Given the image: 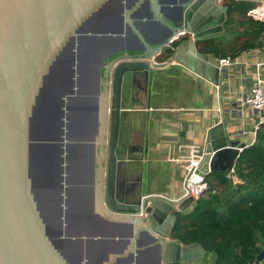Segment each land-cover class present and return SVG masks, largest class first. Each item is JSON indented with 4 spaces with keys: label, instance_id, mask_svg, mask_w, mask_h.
Wrapping results in <instances>:
<instances>
[{
    "label": "water",
    "instance_id": "95a60500",
    "mask_svg": "<svg viewBox=\"0 0 264 264\" xmlns=\"http://www.w3.org/2000/svg\"><path fill=\"white\" fill-rule=\"evenodd\" d=\"M225 2L0 0V264H213L199 242L170 238L200 194L143 191L148 138L134 143L130 123L168 66L222 87L220 57L203 49L226 37ZM224 120L203 178L245 147Z\"/></svg>",
    "mask_w": 264,
    "mask_h": 264
},
{
    "label": "crops",
    "instance_id": "0c3cea01",
    "mask_svg": "<svg viewBox=\"0 0 264 264\" xmlns=\"http://www.w3.org/2000/svg\"><path fill=\"white\" fill-rule=\"evenodd\" d=\"M225 29L226 37L219 44L233 41L234 33L226 26ZM242 30L239 27L235 34H243ZM227 37L232 39L226 41ZM259 42L260 45L241 50L234 57L227 55L241 64L230 67L222 87L178 64L157 75L159 81L153 89L151 109L135 112L130 123L134 143L143 144L146 133L148 138L147 156L138 164V170L143 173V191L167 199L181 197L191 148L205 146L209 129L223 119L229 138L237 146L247 147L254 142L261 123H257L258 117L238 96L251 86L256 74L264 78V38ZM246 62L248 65L242 66ZM255 63L261 66L255 68Z\"/></svg>",
    "mask_w": 264,
    "mask_h": 264
},
{
    "label": "trees",
    "instance_id": "16d2710c",
    "mask_svg": "<svg viewBox=\"0 0 264 264\" xmlns=\"http://www.w3.org/2000/svg\"><path fill=\"white\" fill-rule=\"evenodd\" d=\"M225 5V26L234 33L233 41L210 43L203 51L234 57L241 50L260 45L264 15L256 19L247 15L256 3L226 0ZM239 27H243V34H235ZM233 175L236 178H228L227 172L207 174V187L194 210L188 215L176 214L171 237L183 244L199 242L214 253L213 264H259L255 257L264 248V121L254 142L240 153ZM234 179L244 182L233 189Z\"/></svg>",
    "mask_w": 264,
    "mask_h": 264
},
{
    "label": "built area",
    "instance_id": "2783aa9c",
    "mask_svg": "<svg viewBox=\"0 0 264 264\" xmlns=\"http://www.w3.org/2000/svg\"><path fill=\"white\" fill-rule=\"evenodd\" d=\"M247 15L255 19L262 17L264 15V0L249 9ZM179 34H183V31ZM179 34H177V36ZM219 60L221 67L228 75L231 66L234 64H241L237 58L220 57ZM154 62L157 61L154 60ZM244 65H248V63H243L242 66ZM260 66V63H255V68H259ZM238 99L243 105H248L251 108L253 114L258 117V124L264 121V78L256 74L251 86L244 89V91L239 94ZM191 149L192 156L187 158L188 164L185 166V172L182 178L181 196L196 197L207 187V183L205 178L196 173L199 160L202 156V148L193 146ZM233 174L234 168L227 172V177L234 178Z\"/></svg>",
    "mask_w": 264,
    "mask_h": 264
},
{
    "label": "rangeland",
    "instance_id": "374dc122",
    "mask_svg": "<svg viewBox=\"0 0 264 264\" xmlns=\"http://www.w3.org/2000/svg\"><path fill=\"white\" fill-rule=\"evenodd\" d=\"M236 36H237V35H236ZM232 38H233V37H232ZM232 38L227 37V38H226V41L229 40V39H232ZM167 55H168V54H166V55H164V56L158 58V60H163V61H164V60L166 59V56H167ZM153 165L155 166V163H153ZM154 172H155L154 176H156V171L154 170ZM154 172H153V173H154ZM158 172H159V169H158ZM153 173H152V174H153ZM234 178H236V177H234ZM237 181H238V183H237ZM242 182H244V181L241 180V179H239V180L234 179V180H233V183H231V184H232L231 186H232L233 189H235L236 186H238V185L241 184ZM217 191H218V190H217ZM236 196H237V195L234 194V197H236Z\"/></svg>",
    "mask_w": 264,
    "mask_h": 264
}]
</instances>
